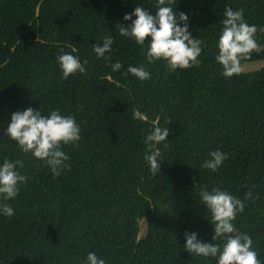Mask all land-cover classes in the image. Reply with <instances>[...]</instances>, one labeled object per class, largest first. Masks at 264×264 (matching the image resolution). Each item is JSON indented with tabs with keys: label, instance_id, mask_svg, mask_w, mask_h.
<instances>
[{
	"label": "trees",
	"instance_id": "16d2710c",
	"mask_svg": "<svg viewBox=\"0 0 264 264\" xmlns=\"http://www.w3.org/2000/svg\"><path fill=\"white\" fill-rule=\"evenodd\" d=\"M156 2L0 0V159L21 160L29 178L14 200H0L15 210L0 215V264H83L89 251L106 264H213L182 247L186 230L204 241L213 235L201 185L243 201L234 223L264 261V67H241L225 77L214 59L226 4L243 9L264 45V0H173L205 44L198 65L176 70L164 60L149 64L147 44L136 45L116 28L128 23L126 12L141 4L154 11ZM109 32L114 41L106 61L92 45ZM73 49L87 61L86 71L64 79L56 57ZM117 60L124 67L112 72L108 64ZM256 61H264V49L241 65ZM141 63L150 79L126 74L129 64ZM27 107L59 108L80 125L81 139L63 146L70 167L58 176L4 133L10 113ZM134 109L148 119H133ZM153 121L170 129L158 145L156 172L144 159L143 143ZM217 148L228 158L216 172L201 168Z\"/></svg>",
	"mask_w": 264,
	"mask_h": 264
},
{
	"label": "clouds",
	"instance_id": "9594fccd",
	"mask_svg": "<svg viewBox=\"0 0 264 264\" xmlns=\"http://www.w3.org/2000/svg\"><path fill=\"white\" fill-rule=\"evenodd\" d=\"M122 19L128 23L117 24L119 35L133 40L142 48L147 44L144 52L149 64L164 60L170 70H176L200 63L198 57L205 47L204 40L200 36L193 37L189 30L188 14L176 11L173 0H157L154 11H149L143 4L138 5L131 12H126ZM219 23L221 27L216 40L217 52L214 59L221 65L222 75L229 77L239 73L241 61L249 58L252 52L264 49V45L257 42L258 26L246 21L243 9H234L226 4ZM259 31L264 32V28ZM100 41V44L92 45V50L97 58L109 61L106 53H111L114 37L109 32ZM74 53L75 49L71 52L62 51L56 57L64 79L70 74L86 71L84 64L87 61L82 63ZM108 66L112 72H118L124 67L119 60L109 62ZM126 74L140 81L151 77L150 71L143 63L129 64ZM132 118L145 121L148 116L147 113L134 109ZM169 132L168 127H160L153 121L151 129L143 136L144 159L152 172L160 171L162 157L158 145L168 141L166 138ZM4 133L22 152H30L33 158L46 165L54 176L60 175L62 170L70 167L66 163L69 156L63 146L75 144L81 139V128L75 117L63 114L59 108H52L47 112H43L40 107L16 110L10 113ZM227 158V154L217 148L208 153L200 167L216 172ZM22 167L23 162L19 159L6 156L0 159V200L9 201L17 197L20 185L29 179L21 173ZM244 195L248 198L252 194ZM198 196L200 204L210 215L208 220L212 225L213 235L211 241H204L199 238L197 231L186 230L182 245L184 250L191 256L211 258L213 264H264L253 247L252 237L240 231L234 223L237 213L243 210V201L220 187L209 188L207 185L199 187ZM14 211L9 203H0V215L11 217ZM138 238L142 239L139 234ZM83 264H106V260L95 251H89Z\"/></svg>",
	"mask_w": 264,
	"mask_h": 264
},
{
	"label": "rangeland",
	"instance_id": "374dc122",
	"mask_svg": "<svg viewBox=\"0 0 264 264\" xmlns=\"http://www.w3.org/2000/svg\"><path fill=\"white\" fill-rule=\"evenodd\" d=\"M241 67H245V68L249 69L250 71L260 70L261 68L264 67V61H256V62L243 63L241 65ZM139 224H140L139 237L140 238H143V236L145 234L146 223H145V221H140Z\"/></svg>",
	"mask_w": 264,
	"mask_h": 264
}]
</instances>
